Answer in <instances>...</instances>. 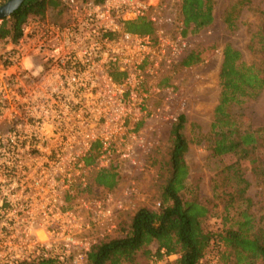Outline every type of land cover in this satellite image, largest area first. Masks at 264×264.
<instances>
[{"label": "built area", "instance_id": "2783aa9c", "mask_svg": "<svg viewBox=\"0 0 264 264\" xmlns=\"http://www.w3.org/2000/svg\"><path fill=\"white\" fill-rule=\"evenodd\" d=\"M60 1L54 19L29 18L0 46V264H85L129 209L114 191L91 194L93 174L138 165L151 147L137 128L147 117L177 121L167 110L152 114L150 103L189 51L181 0L165 19L163 0ZM138 20L153 32L123 31ZM134 194L130 183L122 195ZM176 257L159 249L150 264Z\"/></svg>", "mask_w": 264, "mask_h": 264}, {"label": "rangeland", "instance_id": "374dc122", "mask_svg": "<svg viewBox=\"0 0 264 264\" xmlns=\"http://www.w3.org/2000/svg\"><path fill=\"white\" fill-rule=\"evenodd\" d=\"M173 1L178 2L163 0L166 7L161 11L163 19L173 16L170 10V6L175 3ZM211 2L212 24L196 34L187 35L189 51H201L202 61L189 68L177 64L161 78L159 86L164 92L152 100L151 111L153 114L157 109L167 110L175 118L180 115L185 118L182 132L188 143L184 160L189 170V186L196 187L203 202L212 208V215L205 223L206 229L219 234L239 220V215L244 210L254 216L255 228L264 229V131H258L264 128V88L256 97L244 99L241 105L231 104L227 107V113L236 122L239 132L254 133L257 140L249 156L239 161L240 172L249 184L244 200L233 194L234 182L229 183L226 173L222 172L226 166L239 160L241 153L215 157L209 142L213 132V113L220 95L219 72L223 49L226 46L232 47L240 53L244 63L254 66L264 75V0ZM153 10L158 13L159 7ZM230 12L234 24L232 28L226 24V15ZM56 16L57 14H50L51 19ZM3 44L4 40L0 39V46ZM164 81H167L165 85ZM157 116L147 117L139 129L144 139L151 143V147L140 156L138 165L132 167L123 162L114 163L119 174L115 195L125 200L129 206L128 211L122 212L118 217L124 228L130 224L137 208H158L161 187L171 176L170 130L174 122L163 119V115ZM130 183L135 185V194L124 198L123 191ZM90 191L94 196L100 195L93 188ZM228 204L229 218L226 221L222 211ZM149 251L148 257L139 253L135 264H150L151 257L157 251L156 245L150 246ZM202 263L234 264V257L230 250L213 240Z\"/></svg>", "mask_w": 264, "mask_h": 264}, {"label": "trees", "instance_id": "16d2710c", "mask_svg": "<svg viewBox=\"0 0 264 264\" xmlns=\"http://www.w3.org/2000/svg\"><path fill=\"white\" fill-rule=\"evenodd\" d=\"M7 1L9 0H0V5ZM178 8V18L182 20L184 36L196 34L213 22L211 0H181ZM61 10L60 0H24L9 18L1 20L0 39L10 38L16 41L21 26L29 18L44 19L48 13L60 14ZM226 24L229 28L234 26L231 12L226 15ZM153 30V25L145 20L123 26L124 32L133 34H148ZM260 37L263 39L264 35ZM222 54L219 72L220 95L213 113L210 150L215 157L241 153L240 159L226 166L222 172L226 173L229 183L234 182L233 194L244 200L249 184L240 172L239 161L249 156L257 140L254 133L239 132L236 122L227 113V107L231 104L241 105L244 99L256 97L264 88V75L254 66L244 63L240 53L232 47L226 46ZM202 55L199 50H190L183 56L179 66H194L202 61ZM111 75L116 81L123 78L116 70H112ZM184 122V116L180 115L171 126V176L161 187L158 208H137L126 228L119 223L115 237L100 240L93 246L85 264H135L139 253L150 256L149 248L154 244L157 247L156 254L159 249H164L167 254L177 256L168 264H203L204 255L213 240H217L225 249L231 251L234 264L264 263V229L254 227V216L246 210L240 213L239 220L219 234L206 229L205 223L212 215V208L203 202L196 187L189 186V170L184 160L188 150V143L182 132ZM139 127L141 125L137 126ZM258 131H264V128ZM98 147V144L94 145L87 157L88 165L94 162ZM262 171L264 174V168ZM118 183L119 174L116 166H113L109 170L95 172L91 187L96 191L113 192ZM229 206L230 204L224 206L222 211L226 221L229 218ZM32 264L58 263L47 260Z\"/></svg>", "mask_w": 264, "mask_h": 264}, {"label": "water", "instance_id": "95a60500", "mask_svg": "<svg viewBox=\"0 0 264 264\" xmlns=\"http://www.w3.org/2000/svg\"><path fill=\"white\" fill-rule=\"evenodd\" d=\"M24 0H9L0 6V20L7 19L15 12Z\"/></svg>", "mask_w": 264, "mask_h": 264}]
</instances>
